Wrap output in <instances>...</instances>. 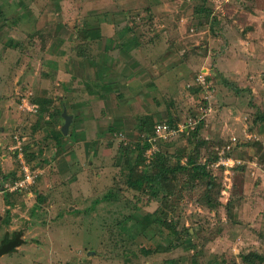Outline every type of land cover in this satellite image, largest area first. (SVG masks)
Wrapping results in <instances>:
<instances>
[{
  "label": "rangeland",
  "instance_id": "rangeland-1",
  "mask_svg": "<svg viewBox=\"0 0 264 264\" xmlns=\"http://www.w3.org/2000/svg\"><path fill=\"white\" fill-rule=\"evenodd\" d=\"M0 215V264L264 255V0H0Z\"/></svg>",
  "mask_w": 264,
  "mask_h": 264
},
{
  "label": "trees",
  "instance_id": "trees-1",
  "mask_svg": "<svg viewBox=\"0 0 264 264\" xmlns=\"http://www.w3.org/2000/svg\"><path fill=\"white\" fill-rule=\"evenodd\" d=\"M177 168H179V167L168 168L165 170L162 169L159 174L156 173L154 175L155 177L150 176V175L140 176L137 179L132 180L130 184L135 185V186H141L145 183L146 180L150 181L154 178H157L158 180H162L165 178V175H166V174H164L165 172L174 171ZM23 232H24V230L21 229V231L14 232L12 234L6 233L0 242V255L7 253V252H10V251L14 250L18 245H20L23 242V239H22V233ZM244 257H245V262H252V264H256V263H253L256 260V258H262L264 260V255H261L257 252H251L249 254H246Z\"/></svg>",
  "mask_w": 264,
  "mask_h": 264
},
{
  "label": "built area",
  "instance_id": "built-area-1",
  "mask_svg": "<svg viewBox=\"0 0 264 264\" xmlns=\"http://www.w3.org/2000/svg\"><path fill=\"white\" fill-rule=\"evenodd\" d=\"M156 130H157V133H159V135H163V136L172 133V131L169 129V126L166 123H160V124H158ZM26 171H27L26 172V178H24V180L25 181H31V180H33L34 175H31L29 173V170H26Z\"/></svg>",
  "mask_w": 264,
  "mask_h": 264
},
{
  "label": "crops",
  "instance_id": "crops-1",
  "mask_svg": "<svg viewBox=\"0 0 264 264\" xmlns=\"http://www.w3.org/2000/svg\"><path fill=\"white\" fill-rule=\"evenodd\" d=\"M249 32H251V30L249 31ZM72 115V114H71ZM68 133V132H67ZM4 169V168H3ZM1 216V215H0ZM9 220H8V218L5 220V223L7 224V225H9ZM1 224H3V222H1L0 223V225ZM6 224H4V226L6 225ZM10 229L9 228H7L6 226H5V228L3 229H1V227H0V234L2 233V235H3V237L5 236V234L6 233H9L10 234V231H9ZM12 234V233H11ZM23 234H25V231L22 233V239H23V242L20 244V245H18L14 250H12V251H10V252H13V251H16L20 246H22V245H26L27 244V239L23 236ZM3 237H1L0 238V242H1V240L3 239ZM9 252H7V253H4V254H1L0 255V258L1 257H3L4 255H6V254H8Z\"/></svg>",
  "mask_w": 264,
  "mask_h": 264
},
{
  "label": "water",
  "instance_id": "water-1",
  "mask_svg": "<svg viewBox=\"0 0 264 264\" xmlns=\"http://www.w3.org/2000/svg\"><path fill=\"white\" fill-rule=\"evenodd\" d=\"M63 116H64V119H65V123L62 127V132L63 133H67L68 132V129H69V125L71 123V120H72V115L71 114H68L66 110L63 111Z\"/></svg>",
  "mask_w": 264,
  "mask_h": 264
}]
</instances>
